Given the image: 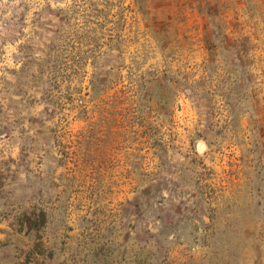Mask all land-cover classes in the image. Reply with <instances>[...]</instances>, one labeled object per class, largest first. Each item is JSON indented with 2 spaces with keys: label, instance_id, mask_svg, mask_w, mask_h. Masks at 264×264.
Listing matches in <instances>:
<instances>
[{
  "label": "rangeland",
  "instance_id": "obj_1",
  "mask_svg": "<svg viewBox=\"0 0 264 264\" xmlns=\"http://www.w3.org/2000/svg\"><path fill=\"white\" fill-rule=\"evenodd\" d=\"M0 264H264V0H0Z\"/></svg>",
  "mask_w": 264,
  "mask_h": 264
},
{
  "label": "water",
  "instance_id": "obj_2",
  "mask_svg": "<svg viewBox=\"0 0 264 264\" xmlns=\"http://www.w3.org/2000/svg\"><path fill=\"white\" fill-rule=\"evenodd\" d=\"M199 143H202V145H203V146H202V150L205 149V147H206L205 142L201 140V141H199Z\"/></svg>",
  "mask_w": 264,
  "mask_h": 264
}]
</instances>
